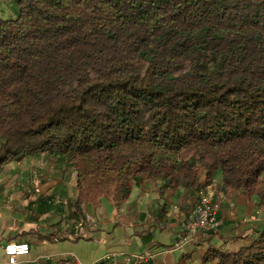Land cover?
<instances>
[{
	"label": "trees",
	"instance_id": "16d2710c",
	"mask_svg": "<svg viewBox=\"0 0 264 264\" xmlns=\"http://www.w3.org/2000/svg\"><path fill=\"white\" fill-rule=\"evenodd\" d=\"M12 2L0 170L44 152L72 166L76 217L140 181L194 199L200 171L264 209V0ZM210 261L264 264V229L235 252L209 247Z\"/></svg>",
	"mask_w": 264,
	"mask_h": 264
},
{
	"label": "crops",
	"instance_id": "0c3cea01",
	"mask_svg": "<svg viewBox=\"0 0 264 264\" xmlns=\"http://www.w3.org/2000/svg\"><path fill=\"white\" fill-rule=\"evenodd\" d=\"M6 1L14 16L12 0ZM199 178L200 191H208L220 203L221 224L212 232H195L175 249L183 235L180 219L194 203L184 197L183 188L160 196L159 180L140 181L131 185L120 205L106 200L95 207L84 204L76 217L72 166L47 153L12 160L0 170V264H7L4 247L10 243L29 247L28 254L17 256L18 264L42 258L51 264H97L105 255L112 260L104 264H218L202 262L207 249L235 252L249 245L264 229V209L223 188L220 175L209 184L201 171Z\"/></svg>",
	"mask_w": 264,
	"mask_h": 264
},
{
	"label": "built area",
	"instance_id": "2783aa9c",
	"mask_svg": "<svg viewBox=\"0 0 264 264\" xmlns=\"http://www.w3.org/2000/svg\"><path fill=\"white\" fill-rule=\"evenodd\" d=\"M219 202L213 201L208 191H200L194 200L191 210L183 214L179 222L182 237L174 244L175 249H180L191 240V236L198 231H215L221 221L217 217ZM174 210H178L174 207ZM29 252L27 244H7L4 247V253L7 257V264H18L17 256L26 255ZM139 259V257H138ZM112 260L111 255H105L99 263Z\"/></svg>",
	"mask_w": 264,
	"mask_h": 264
},
{
	"label": "rangeland",
	"instance_id": "374dc122",
	"mask_svg": "<svg viewBox=\"0 0 264 264\" xmlns=\"http://www.w3.org/2000/svg\"><path fill=\"white\" fill-rule=\"evenodd\" d=\"M6 2H7L6 0H0V15L3 18L13 17V11L9 8L10 5ZM2 9H5V11L4 10L2 11ZM193 200H195V199H193Z\"/></svg>",
	"mask_w": 264,
	"mask_h": 264
}]
</instances>
